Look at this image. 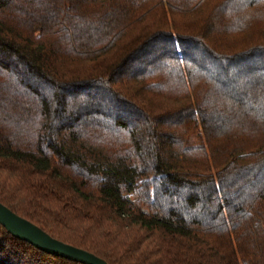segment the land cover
<instances>
[{"label": "trees", "instance_id": "trees-1", "mask_svg": "<svg viewBox=\"0 0 264 264\" xmlns=\"http://www.w3.org/2000/svg\"><path fill=\"white\" fill-rule=\"evenodd\" d=\"M0 203L108 264H264V0H0ZM0 264L80 263L0 226Z\"/></svg>", "mask_w": 264, "mask_h": 264}, {"label": "water", "instance_id": "water-1", "mask_svg": "<svg viewBox=\"0 0 264 264\" xmlns=\"http://www.w3.org/2000/svg\"><path fill=\"white\" fill-rule=\"evenodd\" d=\"M0 226L12 237L29 243L36 249L52 256L80 264H108L104 259L54 239L40 227L16 215L0 203Z\"/></svg>", "mask_w": 264, "mask_h": 264}, {"label": "rangeland", "instance_id": "rangeland-1", "mask_svg": "<svg viewBox=\"0 0 264 264\" xmlns=\"http://www.w3.org/2000/svg\"><path fill=\"white\" fill-rule=\"evenodd\" d=\"M190 141L194 145H202L203 144V141L195 132H191Z\"/></svg>", "mask_w": 264, "mask_h": 264}]
</instances>
